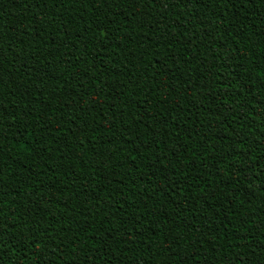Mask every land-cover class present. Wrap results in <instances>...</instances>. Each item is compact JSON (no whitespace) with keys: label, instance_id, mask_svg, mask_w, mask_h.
I'll return each instance as SVG.
<instances>
[{"label":"trees","instance_id":"16d2710c","mask_svg":"<svg viewBox=\"0 0 264 264\" xmlns=\"http://www.w3.org/2000/svg\"><path fill=\"white\" fill-rule=\"evenodd\" d=\"M0 264H264V0H0Z\"/></svg>","mask_w":264,"mask_h":264},{"label":"rangeland","instance_id":"374dc122","mask_svg":"<svg viewBox=\"0 0 264 264\" xmlns=\"http://www.w3.org/2000/svg\"><path fill=\"white\" fill-rule=\"evenodd\" d=\"M205 256H208V255L205 254Z\"/></svg>","mask_w":264,"mask_h":264}]
</instances>
